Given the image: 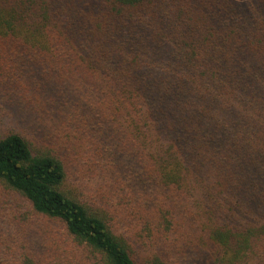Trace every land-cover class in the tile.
I'll return each instance as SVG.
<instances>
[{
    "label": "trees",
    "instance_id": "obj_1",
    "mask_svg": "<svg viewBox=\"0 0 264 264\" xmlns=\"http://www.w3.org/2000/svg\"><path fill=\"white\" fill-rule=\"evenodd\" d=\"M0 264H264V0H0Z\"/></svg>",
    "mask_w": 264,
    "mask_h": 264
},
{
    "label": "rangeland",
    "instance_id": "obj_2",
    "mask_svg": "<svg viewBox=\"0 0 264 264\" xmlns=\"http://www.w3.org/2000/svg\"><path fill=\"white\" fill-rule=\"evenodd\" d=\"M237 1H240V2H248V1H250V0H237ZM0 190H2L1 188H0Z\"/></svg>",
    "mask_w": 264,
    "mask_h": 264
}]
</instances>
